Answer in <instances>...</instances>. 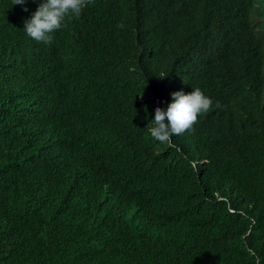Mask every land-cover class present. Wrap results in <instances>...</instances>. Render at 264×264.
<instances>
[{
  "label": "trees",
  "instance_id": "obj_1",
  "mask_svg": "<svg viewBox=\"0 0 264 264\" xmlns=\"http://www.w3.org/2000/svg\"><path fill=\"white\" fill-rule=\"evenodd\" d=\"M42 2L0 0V264H264V0H94L50 45Z\"/></svg>",
  "mask_w": 264,
  "mask_h": 264
},
{
  "label": "clouds",
  "instance_id": "obj_2",
  "mask_svg": "<svg viewBox=\"0 0 264 264\" xmlns=\"http://www.w3.org/2000/svg\"><path fill=\"white\" fill-rule=\"evenodd\" d=\"M35 2V0H33ZM94 0H45L32 13L30 19L24 21L23 30L36 42L51 44V33L66 26V18L79 17L82 10ZM26 0H13V5H25ZM23 11L28 9L23 7ZM172 103L167 109L157 107L154 119L147 125L150 136L161 143H171V138L192 129L201 113H207L213 101L200 88L186 94L183 90L171 94ZM216 107H220L217 103ZM167 121V123H166Z\"/></svg>",
  "mask_w": 264,
  "mask_h": 264
}]
</instances>
